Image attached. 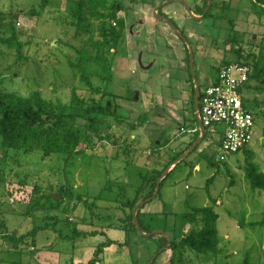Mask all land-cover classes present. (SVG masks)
<instances>
[{
	"label": "rangeland",
	"instance_id": "1",
	"mask_svg": "<svg viewBox=\"0 0 264 264\" xmlns=\"http://www.w3.org/2000/svg\"><path fill=\"white\" fill-rule=\"evenodd\" d=\"M122 1L119 15L127 18L128 54L110 55L113 76L104 84L97 75L103 61L87 57L97 53L93 42L103 39V20L81 19L73 0H0V98L41 92L58 104L69 103L75 92L86 104L93 99L106 104L108 96L95 89L105 85L116 94V114L128 119H107L99 127L102 135L89 130L85 150L70 155L42 157L39 148L24 153L0 146V264H87L94 249L99 251L96 237L105 235L100 232L105 228L108 239L124 232V250L145 264L157 254L159 242L119 227L125 226L131 212L127 202L138 196L143 176L165 169L170 161L176 167L163 171L160 193L156 190L147 210L160 214L155 230H167L179 247L167 248L155 264H245L247 259L264 264V189H253L246 174L251 163L264 172L263 11L254 0H225L233 23L228 17L198 21L186 5L194 11L196 0ZM222 1L215 14L222 12ZM158 6L162 14L156 13ZM165 14L176 27L160 19ZM182 31L192 46V63ZM237 60L259 71L242 91L257 125L249 145L222 158L220 134L210 132L199 142L197 134L182 131L196 125L183 102L191 98L189 85L196 86L193 71L202 90L223 63ZM142 114L146 118L135 129L128 125ZM83 122L79 118L68 125ZM63 187V201L46 199ZM205 206L219 214L215 255L178 245L203 226V214L194 218L193 209ZM40 226L35 244L31 237L20 244L2 235L26 234ZM95 230L96 237L76 234Z\"/></svg>",
	"mask_w": 264,
	"mask_h": 264
},
{
	"label": "trees",
	"instance_id": "2",
	"mask_svg": "<svg viewBox=\"0 0 264 264\" xmlns=\"http://www.w3.org/2000/svg\"><path fill=\"white\" fill-rule=\"evenodd\" d=\"M78 4L79 10L77 11L78 16L81 19H87L86 16L93 17L99 20H103V26L100 30V35L103 37L102 40H95L93 45H96V54H92L90 52L87 53V57L93 60H102L103 64L98 63L102 67L101 70L97 72V75L101 79V81L107 84L113 76L112 69L113 64L110 60V55L113 54L114 56L123 53L125 55L128 54L127 46H126V26H127V18L124 15H119L120 10L123 9V1L122 0H73ZM144 3L148 2V0H142ZM221 0H212V4L210 8L205 12V9L208 6L209 0H196L195 3V10L193 11L195 16L187 12L189 16L193 19L201 21L202 19H212V18H219V17H228L231 20L230 16L225 12L227 7L226 1H222L224 4L222 8V12L220 10L219 13H214V8L217 7ZM255 6L257 4V8H260L261 11L264 13V0H254ZM262 7V9H261ZM162 8H158V14H162ZM204 14L203 17L200 15ZM169 20H166L167 17H160L162 21L166 22L169 25L176 27V23L173 19H171L167 14H165ZM199 15V16H196ZM107 21V22H106ZM168 21V22H167ZM233 23V21H230ZM171 26V27H172ZM14 29V25H12ZM180 35L182 39L185 33L182 31ZM15 36V45H19V41L17 40L16 32L14 33ZM185 41V40H184ZM186 42V41H185ZM187 44V43H186ZM21 46V45H20ZM188 56L187 59L190 60V51L188 45H186ZM85 56V54H84ZM232 62V61H230ZM233 62H241L246 63L242 60H237ZM226 63H229L226 62ZM223 63V64H226ZM247 64V63H246ZM249 65V64H248ZM222 66V65H221ZM220 66V68H221ZM250 66V65H249ZM257 66V65H256ZM251 67V74L256 71V74L259 72L256 67ZM218 69V73L219 70ZM191 81L195 82L193 75H191ZM83 79L88 83L89 86L94 87L93 81L91 78L83 75ZM217 78L213 80L215 82ZM210 85V84H209ZM189 89L191 90V98L187 101V104L190 107H186L187 111L191 112L194 116V127H199L194 133L197 134V138L201 136L202 130L198 124L197 116H196V107H195V91L196 86L195 84L189 85ZM97 92L103 90L102 94L108 96L107 103L104 104L101 101L93 99L91 103L86 104L85 100L79 98L75 92H73V96L69 103H62L59 101L58 104L52 101H48L43 97L41 92H36L32 96H20L12 94V98L9 101H6L0 98V146L7 150H14V151H23L24 153H31L33 150L39 148L43 152L42 157H47L52 155L53 153L60 152L67 155L73 154L75 152H82L85 150L87 142L91 136V132L99 133L98 135H102L100 133V126L106 123L107 119L113 118L114 120L119 122H128V119L124 118L121 119L119 115L116 114L114 104H118L115 101L116 94L112 93L108 90L107 86H100L95 88ZM203 89H200L199 98L201 97ZM131 98V97H129ZM132 99V98H131ZM119 105V104H118ZM79 118H83L84 122L81 124H76L74 126L68 125L69 120H77ZM142 118H146L145 114L139 116L138 120L134 122L132 125L129 123L132 128H136L138 124L143 122ZM216 129V128H215ZM215 129H211L210 127H206L204 130V137L211 132V134L217 133L220 134ZM183 131V130H182ZM185 132V131H184ZM115 134L112 133L110 136H114ZM221 136V135H220ZM204 139V138H203ZM136 140V138H135ZM193 142L187 147L189 148ZM185 152L181 151L178 152L177 155L174 157L175 159L178 158L181 154ZM171 165H174V161H170L169 164L165 167L169 168ZM176 167L173 166L171 171ZM164 168L156 171L152 175L146 174L143 176V183L139 187L138 191L139 194L134 200H129L127 203L130 205V214L127 216L125 222V226H120L127 234H131L135 232L143 237H152L155 238L159 245L156 248L155 253H158L161 248L164 247L163 251L158 253V256L154 259L152 264H155L156 261L161 257L162 253L167 250V248H174L176 249L179 246H176V243L171 240L168 243L169 239L168 236L164 233H153L151 235H146L138 230V226L135 220L134 215V207L135 205L143 200H147L148 198H152L155 195L157 190V181L159 178L162 177V173L165 170ZM247 178L251 183V187L253 189H264V172L259 171L254 163H251L248 167L247 171ZM164 178L161 179L160 184H162ZM146 185V186H145ZM64 187L59 189L61 192L63 199L67 198L64 193ZM37 190H39L37 188ZM160 193V190H159ZM158 193V194H159ZM44 195V194H40ZM54 197L50 196L46 199ZM78 197V196H77ZM47 199V200H48ZM50 198L49 200H51ZM57 199V202L63 201L61 198H54ZM79 199L81 197L79 196ZM154 198L150 201L145 202L144 204L140 205L136 211V215L141 227V230L144 233H150L155 231V224L162 221V217L159 213L152 212L151 210H147V204L151 202ZM194 218L196 215L201 213L203 214V226L196 230L192 231L189 236L185 237L180 246H189L194 250L199 252H211L212 254H217L218 244L220 242L218 229L216 227V222L219 218V214L211 207H194ZM161 217V218H160ZM164 224L165 220H163ZM264 222V219L262 220ZM40 229H35L33 232H28L26 234H10L8 232H2L3 237H6L10 240L21 243H28V239L31 237V243H36L35 237L40 231ZM103 232L104 231H100ZM167 232V230H166ZM99 232L95 231H85V232H76L79 235H97ZM17 237V238H16ZM109 244L113 243V240H109ZM183 243V244H182ZM18 244V245H20ZM152 257V255H151ZM151 257H148L145 264H148ZM249 258V257H248ZM135 259V258H134ZM173 260V259H172ZM95 258L90 261L88 264H95ZM248 259L245 264L248 263Z\"/></svg>",
	"mask_w": 264,
	"mask_h": 264
},
{
	"label": "built area",
	"instance_id": "3",
	"mask_svg": "<svg viewBox=\"0 0 264 264\" xmlns=\"http://www.w3.org/2000/svg\"><path fill=\"white\" fill-rule=\"evenodd\" d=\"M250 74L251 67L246 63L223 64L215 82L204 87L199 98L196 116L205 128H216L220 133L222 158L240 151L254 138L257 114L248 108L242 93Z\"/></svg>",
	"mask_w": 264,
	"mask_h": 264
},
{
	"label": "crops",
	"instance_id": "4",
	"mask_svg": "<svg viewBox=\"0 0 264 264\" xmlns=\"http://www.w3.org/2000/svg\"><path fill=\"white\" fill-rule=\"evenodd\" d=\"M215 78H217V75ZM186 105L188 108L190 107V105L187 104V101L183 102L184 112L187 111L185 108ZM188 113H189V111H188ZM195 128L196 127L188 128L187 132H192V131H188V130L189 129H195ZM194 132H192V133H194ZM105 229H107V228H105ZM105 229H102V231H104V234H105V235L102 234L103 237H102V235H100L99 237H96L97 235H99V233L94 236L96 238L101 239L100 243H99V248H100L99 251L95 252V249L93 251V257L92 258L93 259L95 258V260H96L95 264H138V263H136L134 256L131 257L132 255H130L127 251H125L124 246H122L121 242H124L126 240L125 239V233L123 232V234H122V232H121L122 235H120L118 237V239L113 238V237L110 238L111 240H113V243L109 244L108 242L110 239H108V237L106 236V230ZM119 229H122V228L119 227Z\"/></svg>",
	"mask_w": 264,
	"mask_h": 264
},
{
	"label": "water",
	"instance_id": "5",
	"mask_svg": "<svg viewBox=\"0 0 264 264\" xmlns=\"http://www.w3.org/2000/svg\"><path fill=\"white\" fill-rule=\"evenodd\" d=\"M182 1H184V0H182ZM185 3H186V2H185ZM163 4H164V3L160 4V6H162ZM211 4H212V0H209L208 6H207V8L205 9L204 14H205L206 11L210 8ZM186 5H187V9H188L189 13H190L192 16H195L194 13H193V11H192V9L190 8V6H189L187 3H186ZM160 6H158V7H160ZM204 14H202L200 17H203ZM179 34L182 35L181 33H179ZM182 36H183V35H182ZM183 38H184V40L186 41V43L188 44V46H189L190 49H191V52H190V60H191V63H192V61L194 60V53H193V51H192L191 43H190V41H189L185 36H184ZM192 71H193V70H192ZM193 77H194V79H195V81H196V88H195L196 91H195V98H194V101H195V107H196V109H198V107H199V92H200V85H199V83H198V80H197V78H196V74H195L194 71H193ZM197 121H198V124H199V126H200V128H201V130H202V134H201L200 139H199V142H201V141L203 140V138H204V130H205V127L203 126V124H202V122H201V119L199 118L198 114H197ZM197 145H198V144H196L195 147H196ZM195 147H194V148H195ZM167 172H168V171H167ZM161 179H162V177L159 178L158 181H157V192H159V189H160V182H161ZM156 194H157V193H155V195H156ZM49 195L54 196V197H56V198H59V197L62 196V194H61L60 191H57V192L51 193V194H49ZM155 195H154L153 197H155ZM153 197H152V198H153ZM152 198H148L147 200L140 201V202H138V203L135 205V207H134V210H133V211H134L135 220H136V223H137V226H138V230H139V232H141V233H143V234H146V235H151V234H153V233H164V234H166V235L168 236V239H169L168 243H170V242H171V237H170V235H169L166 231H164V230H155V231L150 232V233H144V232L141 230V227H140V224H139V221H138L137 215H136V211H137V209H138V207H139L140 205L144 204V203L147 202V201H150ZM163 249H164V247L161 248L159 252L163 251ZM159 252H158V253H159ZM158 253H157L154 257L151 258L149 264H152V262L154 261V259L158 256Z\"/></svg>",
	"mask_w": 264,
	"mask_h": 264
}]
</instances>
